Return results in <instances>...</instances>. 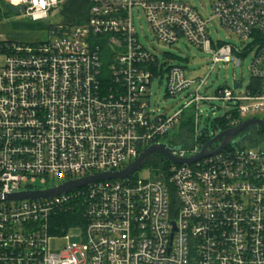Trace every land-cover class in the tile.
<instances>
[{
  "label": "built area",
  "instance_id": "2783aa9c",
  "mask_svg": "<svg viewBox=\"0 0 264 264\" xmlns=\"http://www.w3.org/2000/svg\"><path fill=\"white\" fill-rule=\"evenodd\" d=\"M62 1L12 4L37 21ZM87 12L80 24L49 25L46 39L0 44V264H264V145L245 140L189 164L160 155L148 179L136 171L53 196L7 197L122 170L152 144L177 146L165 137L191 105L197 121L204 102L232 103L227 128L264 112V0H214L208 17L183 0H89ZM136 13L162 44L185 40L208 52L211 69L252 55L251 82L205 93L206 79L145 47ZM214 21L238 41L214 40ZM154 80L190 99L155 113ZM201 137L195 124L193 143L172 154H199ZM75 209L83 221L61 227L60 215ZM72 228L81 229L80 242ZM56 239L66 243L53 250Z\"/></svg>",
  "mask_w": 264,
  "mask_h": 264
},
{
  "label": "rangeland",
  "instance_id": "374dc122",
  "mask_svg": "<svg viewBox=\"0 0 264 264\" xmlns=\"http://www.w3.org/2000/svg\"><path fill=\"white\" fill-rule=\"evenodd\" d=\"M69 1V0H67ZM193 5L198 9V11L204 16L208 17L211 11V6L214 0H183ZM13 0H1L0 1V14L3 15L0 17V23L11 25V27L16 30H37L42 31L44 28L43 23H35L30 17L26 16L24 12L20 15H6V7L5 4L12 3ZM63 1L60 3L58 8H55L51 16L47 19L46 22L51 24H57L60 22H68L70 17H67V14L63 12ZM136 15V28L139 33L140 41L145 45V47L154 50L157 53H160L161 60L164 58L163 53L169 58L172 64L184 66L186 69V73L190 78L200 77L202 79H206V87H203L205 93L209 95L216 94V91L219 88L230 87L233 89L234 80L243 81L246 86L252 80V75L250 71L251 64V56L245 58L244 62L240 66L234 65L226 62H219L214 65V69H211L213 66L212 56L208 52H204L196 46L189 44L185 40H180L177 43L168 46L162 44L157 40L156 36L150 30V27L147 23L145 16L141 13ZM211 29L213 31V39L218 40L221 38L225 41L237 42V38L231 37V39H226L227 33L219 26L217 21H214ZM8 36L6 33L0 32V41L6 40ZM47 34H43L41 39H46ZM18 42H28L31 39H7ZM40 40V39H39ZM154 49H153V48ZM4 56L0 55V65L4 63ZM167 81H159L154 80L152 83V95L150 97V105L151 108L155 111V113H166L171 114L174 111H177L179 108L183 107L186 102L190 99V96H187V92L185 91L181 95L170 96L166 91ZM232 103L228 107H226V102L223 100H213L210 102H204L199 111V117L196 121V113L194 105L187 107L183 113V122H189L193 126L195 124L199 125L200 131L205 130L208 132V136H213L216 133V128L214 126V120L219 117H223L228 109H230ZM208 109V110H204ZM257 117L264 118V112L259 114ZM249 118V117H248ZM181 123L179 122L176 127L171 129L165 137V142L171 141L172 143L178 146L180 144L189 145L193 143V133L188 143L184 142L185 140L182 138V130ZM194 132V131H193ZM245 146L248 144L246 142L243 143ZM233 146H239L234 143ZM259 146V145H257ZM138 176L143 179H148L151 176L156 174V168L143 166L137 172ZM65 179H62L64 182ZM58 182V181H56ZM68 234L72 241L80 242L82 240L81 229L80 228H72L69 230ZM66 243V240L56 239L52 240L51 248L53 250L61 249Z\"/></svg>",
  "mask_w": 264,
  "mask_h": 264
},
{
  "label": "water",
  "instance_id": "95a60500",
  "mask_svg": "<svg viewBox=\"0 0 264 264\" xmlns=\"http://www.w3.org/2000/svg\"><path fill=\"white\" fill-rule=\"evenodd\" d=\"M24 8L25 7L22 4L14 5L12 3H7V9L13 15H20L21 12L24 10ZM241 84H242L241 82L234 81L233 86L240 87ZM204 110H208V109H204ZM254 125L260 127L261 130L264 132V118L261 117H251L244 120L237 126L227 128L224 130H217L216 134L213 135L207 142H205L202 151L193 157L177 158L172 154V152L174 150L180 149L181 148L180 146H172L165 143H156L146 148L142 153H140V155L137 157L135 161L130 163L127 167H125L122 170L89 175V176L66 181L53 188L39 190V191H23L12 195H8L7 197L10 199H23L28 197L53 196L56 194L66 192L71 189H75L76 187L83 186L89 182H93L96 180L112 179V178L124 179L133 175L136 171H138L141 167H143L146 161L148 160V158L150 157V155L152 154L163 155L167 159L178 164H185V163L189 164L194 161L200 160L203 157L219 153L223 151L226 147L230 146L231 144L238 143L244 140L247 137L248 133L243 134L242 136H238V135H240L248 127ZM206 135L207 132L203 130L202 137H205ZM219 141H220L219 145L217 146V148H215L213 145Z\"/></svg>",
  "mask_w": 264,
  "mask_h": 264
},
{
  "label": "trees",
  "instance_id": "16d2710c",
  "mask_svg": "<svg viewBox=\"0 0 264 264\" xmlns=\"http://www.w3.org/2000/svg\"><path fill=\"white\" fill-rule=\"evenodd\" d=\"M5 6H7L5 4ZM87 8L86 10L77 18H75L74 20V24H80L84 19H86L87 16ZM6 15H11V13L8 11L7 7H6ZM53 24H50V26H52ZM5 40H1V43H4ZM106 52V48L103 49V53ZM110 57L106 54V57H104V71L108 72V66L110 64ZM181 130H182V138L185 140L184 142L188 143L190 141V138L192 136L193 133V126L192 124L189 122L184 123L183 121H181ZM227 119L225 117V115L223 117H219L216 118L214 120V126L216 128V130H224L227 128ZM243 134H247V137L244 139L245 142L248 145L251 146H257V145H264V132L261 130L260 127L258 126H251L248 127L245 131L242 132ZM209 140V137H201L200 141L201 142H206ZM164 158H162L161 156L159 158L157 157H149L148 160L146 161L145 166L148 167H154L156 168V170L158 168L161 167L162 163H163ZM77 221H83L82 219V215L81 212L78 209H75L74 211H70L66 214H61L60 218H59V224L62 226H68L69 224L72 223H76Z\"/></svg>",
  "mask_w": 264,
  "mask_h": 264
},
{
  "label": "crops",
  "instance_id": "0c3cea01",
  "mask_svg": "<svg viewBox=\"0 0 264 264\" xmlns=\"http://www.w3.org/2000/svg\"><path fill=\"white\" fill-rule=\"evenodd\" d=\"M1 1V0H0ZM88 1L89 0H63V12L67 14V17H70L68 22H71L75 20V18L79 17L87 8L88 6ZM3 16L0 14V17ZM47 20H37L35 23H43L44 28L42 31H37V30H30V31H25V30H14L11 25H6V24H1L0 23V32L6 33L8 36L7 39H14V40H19V39H31L28 42H36L41 40V36L43 34L47 33L48 27L51 23L46 22ZM6 39V40H7Z\"/></svg>",
  "mask_w": 264,
  "mask_h": 264
},
{
  "label": "flooded vegetation",
  "instance_id": "af4514ba",
  "mask_svg": "<svg viewBox=\"0 0 264 264\" xmlns=\"http://www.w3.org/2000/svg\"><path fill=\"white\" fill-rule=\"evenodd\" d=\"M216 134V133H215ZM243 135V133H241V135L240 136H242ZM219 143H220V141L219 142H217V143H215V145H219ZM150 157H157V158H159L160 157V155H157V154H152V155H150Z\"/></svg>",
  "mask_w": 264,
  "mask_h": 264
}]
</instances>
